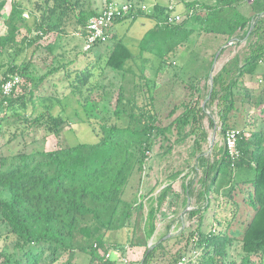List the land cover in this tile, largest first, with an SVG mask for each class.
<instances>
[{
  "label": "trees",
  "instance_id": "trees-1",
  "mask_svg": "<svg viewBox=\"0 0 264 264\" xmlns=\"http://www.w3.org/2000/svg\"><path fill=\"white\" fill-rule=\"evenodd\" d=\"M177 1L173 6L156 4L146 10L143 9L145 0H128L125 4L133 5V9L115 23L117 26L140 18L155 22L139 41L141 57L150 54L159 59L154 79L147 80L150 94L145 104L138 94L142 90L138 81L143 75L137 76L130 67L135 57L115 35L107 58L99 55L96 64L76 71L73 80L68 75L71 93L99 138L96 144L70 147L59 143V148L52 151L19 154L12 160L5 158L1 153L3 144L10 145L11 140L17 139L15 136L4 142L5 126L10 120L17 119L24 131L43 128L57 138L68 120L62 114H53L61 98L36 94L61 67L37 80L28 65L12 63L3 75L0 81V190L5 197L0 195V222L5 233L1 230L0 238L6 245L0 249V264H74L77 253L88 255L90 264H120L116 259L120 243L110 241L109 234L126 229L141 232L139 240L130 242L145 248L140 264H154L160 251L167 249L166 242L174 239L166 234L153 248L148 247L157 230L156 216L173 182L179 179L185 180L182 205L189 206L192 199L198 205L189 211L190 218L198 216V225L191 231L195 255L188 264H264V128L258 124L264 105V2ZM112 2L107 0L106 6ZM7 4V0L0 1V13ZM178 5L184 7L186 17L179 23H170L172 16H180L175 13ZM10 6L4 22L6 33L0 36V58L9 50L24 49V45L39 47L43 36L64 33L71 18L75 21V32L84 38L90 20L103 12L94 9L92 0H41L32 10L22 1L11 0ZM30 18L33 29L28 28ZM23 29L36 35L29 41L24 37L20 44ZM196 33L213 37L215 41L223 40L224 44L213 55L204 76L205 84L200 80L198 86L190 85L191 91L198 95L197 100L184 102L183 111L170 124L162 126L155 97L160 87L155 79L172 67L171 60L176 58L179 48L188 44ZM243 42L246 49L211 76L216 59L225 52H222L223 46ZM46 49L52 53L53 47L49 45ZM14 75L26 78L32 89L15 97V88L10 95H4L3 84ZM209 80L211 84L207 83ZM247 82L259 87L258 96L246 86ZM204 89L209 98L203 104ZM215 104L216 114L212 110ZM178 110L175 106L168 117L173 118ZM205 120L210 128L218 126L223 137V146L213 147L211 153L202 150L208 139ZM231 130L240 132L238 157H232L225 145L226 133ZM173 138L175 144L194 138L189 156L195 159L196 165L187 164L185 169L168 175L167 179L172 182L159 196L149 199L151 207L144 225L139 227L135 216L143 224L145 205L140 193L149 160L161 141L167 144L170 153ZM199 170L203 173L200 178ZM129 186L131 193L126 199L124 195ZM156 188L150 187L148 196ZM207 214L208 227L205 225ZM237 245L240 252L234 255ZM108 253L111 256L106 259ZM183 257L179 254L169 264Z\"/></svg>",
  "mask_w": 264,
  "mask_h": 264
},
{
  "label": "rangeland",
  "instance_id": "rangeland-1",
  "mask_svg": "<svg viewBox=\"0 0 264 264\" xmlns=\"http://www.w3.org/2000/svg\"><path fill=\"white\" fill-rule=\"evenodd\" d=\"M1 1V0H0ZM30 10L34 9V4L40 2L41 0H19ZM160 4L173 6L178 3L177 0H157ZM8 4L4 10L0 13V36L6 33V28L4 25L5 20L8 17L11 8V0H7ZM94 9L102 11L106 7L107 0H92ZM128 0H113L112 4L127 5ZM153 2L155 0H146L145 9L153 7ZM155 6V5H154ZM184 7L178 5L175 13L179 14L183 19H185ZM27 16V15H26ZM147 24L154 25V21L147 20L146 18H140L135 22H123L117 25V31L120 37L123 39V43L129 47L135 60L129 63L130 67L133 68L138 75H143V78H139L138 81L142 90L138 92L141 103L145 104L147 101V96L150 94L147 80L154 79V69L159 64V59L150 54H144L143 57L140 55L139 45L141 39L145 35ZM144 25L145 28H144ZM75 21L73 18L70 19L68 25L65 27V32L60 34L58 32L43 36L39 42V47L34 45L28 47L24 45V49H12L6 52L0 58V81L3 75L9 70L12 63L19 66L28 65L29 71L34 79H39L45 76L49 71L54 68L61 67V71L49 77L43 84L42 88L37 91V95L42 93V95L52 96L56 95L57 98H61V104L56 105L53 114L56 116L62 114L67 120L68 124L64 127L60 138L53 135H49L43 128L41 129H31L23 130L24 126L17 123V119L10 120L9 125L5 126L6 136L4 142L10 141V139L17 136L16 140L10 145L1 148L2 155L8 160H12L19 154H31L37 151H52L59 148L60 144L66 146H76L78 144H96L99 142V138L93 133L92 128L87 124L86 112L77 103V98L71 93V80L74 79V73L79 70H83L87 65L94 63L96 64L99 60V55H103V59L107 58L113 46L111 38L113 36L114 29L109 33L107 41L101 43L95 47L92 51L85 52V41L82 36L75 32ZM189 27H192L189 24ZM29 29H33L34 25L30 18V23L28 25ZM22 34L19 37L21 41L26 37L28 41L33 38L35 33H28L27 29H23ZM224 44L223 40H217L213 37H204V35H198L196 33L188 44H186L181 49L179 56L173 58L172 63L175 61L179 68V73H181L180 78L172 79L171 73H174L173 65L165 74H160L155 79L156 83L159 85V89L155 92V97L157 98V109L160 110V124L162 126H167L174 120L182 111V104L192 100H197L198 95L191 91L190 85H197L200 81L197 78H188L189 72H193L191 68L192 64L188 65L187 61L189 57V52L191 55L189 57L190 62L196 63L194 67H199L202 63L210 65L213 55L219 51L220 47ZM49 45H52V53H49L46 49ZM246 49V43L243 42L240 45L233 46H223L221 56H218L214 64V71L216 74L221 64L226 62L228 59L231 60L235 55L241 54ZM204 51V52H203ZM185 53V54H184ZM102 59V61H103ZM147 60V62H146ZM101 61V62H102ZM199 64V65H198ZM183 65V68H181ZM103 66V62L100 63V67ZM96 71V74H99ZM110 75L111 72L108 71ZM72 75L71 80L68 75ZM67 75V77H66ZM138 79V78H137ZM203 80V79H202ZM205 81V80H204ZM170 82V83H169ZM207 83L211 84V80ZM31 82L26 78L20 79V84L18 88L14 91L13 96H19L24 93H28L31 89ZM246 86L256 91V96L260 94L259 87L252 83L247 82ZM258 87V88H257ZM191 88V89H190ZM207 89L203 91V99L201 103H205ZM191 94L193 96H191ZM178 107V112L173 118H169L171 110L174 107ZM215 114L218 111V106L215 104L212 109ZM210 110H208V113ZM21 119L24 118L22 115ZM218 121H216V124ZM258 124L264 128V105L262 110L258 115ZM206 131L208 132V139L203 143L202 150L206 153H211L213 147L218 149L223 146V137L220 134L218 126L216 129L210 128L208 122L205 120ZM175 140L173 138L172 142ZM194 138L186 141L184 144H175L174 142L171 152H168V146L165 142L158 144L152 157L149 160L147 169L145 171L144 186L142 187L140 193L141 202L145 205V210L143 214V224L142 219L139 216H135L137 222H139V227L143 226L146 220L147 212L151 207V201L149 199L155 198L160 195V192L164 187H166L172 181L167 179L171 172L185 169L187 164L196 165L195 159H191L189 156L192 150V145ZM60 143V144H59ZM161 154V155H160ZM189 171L186 169V172ZM185 172V173H186ZM202 171L199 170L198 178L201 177ZM135 179V178H134ZM133 179V180H134ZM132 182H135V180ZM185 183L184 179H179L173 182L172 190L166 196L164 204L160 208L156 219V233L148 242V247L153 248L156 243L168 234V237H174L173 240L166 242L167 249L163 252L160 251L158 259L154 264H169L170 261L177 257L179 254H183L184 264H188L189 260L195 255L192 251L191 246V231L196 230L198 225V216L194 218L189 217V211L196 208L198 205L195 199L190 200L189 206L185 207L182 205L184 194L183 185ZM196 184L197 180L195 181ZM132 184V183H131ZM131 186V185H130ZM130 186L125 192L124 198H128L131 193ZM134 186V185H132ZM131 186V187H132ZM157 187L151 196H148V189L150 187ZM0 195L5 197V195L0 190ZM209 216L205 217V225L209 226ZM135 225V221L133 225ZM1 230L5 233V227L0 222V236L2 235ZM141 236L140 230L134 231L126 229L124 231L110 233V241H116L120 243V251L118 252L116 259L120 264H140L144 257L145 248L137 247L131 245V240H139ZM136 242V241H135ZM6 244L4 240L0 238V249ZM240 252V246H235L234 255H238ZM165 253V254H164ZM164 254V255H163ZM74 264H90V257L83 253H77Z\"/></svg>",
  "mask_w": 264,
  "mask_h": 264
},
{
  "label": "built area",
  "instance_id": "built-area-1",
  "mask_svg": "<svg viewBox=\"0 0 264 264\" xmlns=\"http://www.w3.org/2000/svg\"><path fill=\"white\" fill-rule=\"evenodd\" d=\"M263 1L264 0H260ZM255 2V0H250V3ZM133 9V5H118L110 4L105 7L103 12L93 19L90 20L86 35L83 38L85 41V52L91 51L95 46L107 41L109 33L114 29L115 23L118 19L126 16ZM145 9V7H143ZM182 21L180 16H172L169 19L170 23L176 24ZM264 64V58L262 60ZM20 77L18 75L12 76L6 83L3 84L2 90L4 95H10L15 88H18L20 84ZM240 136V132L237 130H231L226 133L225 145L232 157H238L239 152L237 149V143ZM106 259H109L111 253H108ZM175 264H184L183 261H179Z\"/></svg>",
  "mask_w": 264,
  "mask_h": 264
},
{
  "label": "crops",
  "instance_id": "crops-1",
  "mask_svg": "<svg viewBox=\"0 0 264 264\" xmlns=\"http://www.w3.org/2000/svg\"><path fill=\"white\" fill-rule=\"evenodd\" d=\"M146 1V0H145ZM156 4H160L157 0H155V2H153V6L154 5H156ZM144 5H145V2H144ZM167 5H169V4H167ZM162 6H165V5H163L162 4ZM150 21H152V20H150ZM131 23V22H130ZM145 26L146 25H144V28H145ZM117 26H115L114 27V32H113V36L115 35L116 36V39H118V40H122L123 41V39L120 37V34H119V32L117 31V28H116ZM147 27L148 28H145L146 29V32L148 31V30H150L152 27H153V25H149V24H147ZM145 32V33H146ZM2 36V35H1ZM112 36V37H113ZM180 51L181 50H178V52L176 53V58H177V56H179V54H180ZM204 52V51H203ZM185 54V53H184ZM187 54H189V57H190V55H191V52H189V53H187ZM189 57L187 58L188 60L187 61H185L186 62V64H188V63H190V64H192L193 65V67L191 68V70L193 71V72H189V75L190 76H188V78H197V79H199V80H202L203 82H202V85L203 84H205V81H204V76L206 75V73L208 72V65H206L205 63H202L201 65H199V67H194L195 65H196V63H192V62H190V59H189ZM229 61V59L226 61V62H224V63H222L221 64V66H220V68L218 69V71L219 70H221L222 69V67L224 66V64H226L227 62ZM177 62H173V65H175L176 66V68L174 67V70H175V72L174 73H171V76H172V79H175V78H180V75H181V73H179V68L177 69V67H178V63L176 64ZM190 64H188V65H190ZM172 65V66H173ZM158 67V66H157ZM181 68H183V65H181ZM169 70V69H168ZM166 71V72H169V71ZM166 72H164L163 74H165ZM170 73V72H169ZM160 75V74H159ZM211 76H212V74H210ZM158 84V83H157Z\"/></svg>",
  "mask_w": 264,
  "mask_h": 264
}]
</instances>
